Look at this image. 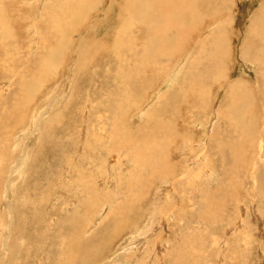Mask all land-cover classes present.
<instances>
[{"label":"rangeland","instance_id":"374dc122","mask_svg":"<svg viewBox=\"0 0 264 264\" xmlns=\"http://www.w3.org/2000/svg\"><path fill=\"white\" fill-rule=\"evenodd\" d=\"M206 1L207 15L220 7L216 23L226 20L222 22L225 30L222 32H228L231 40L223 44L230 46L220 56L213 44L203 50L202 40L201 45L198 43L192 48V54L201 56L204 67L212 68L213 64L224 61L229 73L227 79H220L211 88L204 73L191 68L193 63L198 66L197 61L181 60L184 63L182 72L179 71L181 76L174 78L172 86L160 94L148 112L150 115L141 116L144 118L140 120L133 113L144 106L139 86L143 84L142 76L137 70L131 75L121 73L120 68H129L133 63L130 61L127 66L115 55V50H126L127 42L123 39L127 37L126 29L118 9L127 0H104L96 11L90 8L89 1L90 10L82 15L93 14V19L86 22L88 28H82L74 36L71 49H66V45L74 29L71 13L76 0H68L66 6L63 0L42 3L41 0H0V264H264V185L261 191L250 192L243 160L234 161L228 155L231 142L235 139V143H241L244 139L241 129L245 122L257 119L261 126L264 121L261 113L264 81H257L262 86L256 84V71L259 74L264 71V36L260 32L262 28L258 35H252L249 24L252 14L264 12V4L263 0H253V3L252 0H219L214 7L213 0ZM102 16L104 23L97 27L99 34L94 38L88 31ZM203 19L209 22L208 16ZM209 27L203 30L207 31L206 37L215 34ZM134 33L141 44L156 31L143 29L141 34ZM61 39L65 42L61 43ZM81 43L82 49L85 46L88 51L79 65L75 60ZM59 44L65 50L59 52L62 56L59 53L53 56ZM250 47L256 55L249 52ZM49 55L53 60L46 66L45 58ZM60 57L66 63L58 72H53ZM3 65H9L11 71L3 70ZM147 73L151 79L155 77L153 67L149 66ZM163 80L155 83L159 85ZM188 81L194 90L195 82L207 84L210 95L201 98L193 91L179 95V85L184 82L186 86ZM219 85L222 89H218ZM54 88L56 91L43 106L33 105V100ZM200 99L205 102L202 107L197 104ZM240 100L247 109L243 107L239 109L242 112H237ZM216 109L222 110L218 124L212 120V110ZM37 110V122L33 124L31 120ZM227 112L234 115L232 120L226 119ZM191 120L195 124L187 125ZM205 125L206 131L202 128ZM232 127L235 132L238 129L236 133ZM128 128L132 130L130 137ZM174 128L181 132L192 129L196 133L194 141L205 142L208 146L205 157L215 171L212 175L207 171L206 178L212 184L216 180L222 182L226 187L223 192L219 194L212 189L213 194L208 195L206 188L197 185L191 187V193L183 194V185L172 190L170 181L155 176L152 165L141 167L132 163L136 142L143 146L148 140L152 142V136L153 142L163 146L165 152H172L171 162H180L181 166L185 159L178 148L180 142H170ZM126 140H130V147L123 146ZM241 148L236 149L241 151ZM243 148L250 151L251 143L248 141ZM198 150L199 147L196 155ZM193 156L194 153L190 155ZM127 158L130 159L123 161ZM20 166H23L22 178V173L18 176ZM254 168L256 172L263 171L259 163ZM224 171L231 172L233 180L227 179ZM109 173L113 175L110 177ZM233 190L242 198L240 203L232 200L230 191ZM160 198L163 202L158 203ZM171 203L175 205L172 220H163V216L153 213L159 205L164 209ZM232 221H242L238 225L245 226L246 232L233 228ZM232 229L233 233H226ZM222 239L227 242L225 250Z\"/></svg>","mask_w":264,"mask_h":264},{"label":"bare ground","instance_id":"6f19581e","mask_svg":"<svg viewBox=\"0 0 264 264\" xmlns=\"http://www.w3.org/2000/svg\"><path fill=\"white\" fill-rule=\"evenodd\" d=\"M30 1H32V0H30ZM63 1H64L65 6H66V4L68 3V0H63ZM89 1H90V3H89ZM103 1L104 0H76V7L74 8L73 12L71 13V15L74 16V26H73L74 29H71V32H70V35H69L70 37L67 40L66 49H71V46L74 43V36L77 35V34H80L82 28H85V29L88 28L87 25H85L86 22L89 21L91 18L93 19V14L90 15L89 17H85V16L82 15L83 12H86V11L90 10L88 8V3H89L90 8L91 9H95V11H96L101 6V4L103 3ZM213 1H214V7H216V4H219V2H218L219 0H213ZM42 2H43V0H41V3ZM46 2H47V0H46ZM210 2H211V0H210ZM230 2H229V4H230ZM207 3L208 2L206 0H127V2H125V5H121V8L118 9L119 10V16H122L123 17V27L126 29V33L125 34L127 35V37H124L123 36V39H125L124 42H127V44H126V50H124V51L115 50V55L120 58V62H124L127 66H129L128 63L130 61H132L131 63H133V65L132 66L130 65L129 68H126V69L120 68V72L121 73H126L128 75H131V74H133L137 70L139 72V74H141V76H142V79L141 80L143 82V84L140 83L139 86H140V88L142 87V97H140V98H141V102L144 103V106L141 109H136L135 112L133 113V115L134 114L135 115L134 116L132 115L133 117L141 120L145 116L150 115V113H148V112L152 108V105L154 103H156V100L159 99L160 94L161 93L164 94L165 93V89L168 90V88H170V86H172V83H173V79L174 78L176 79V78H178V76H181V72H182V69L184 67V63H181L180 62L181 60H184L185 59V60H189V61H193V62L194 61H197L198 62V66L197 65H194V63H193L192 66H191V68L193 70H195V69L197 70L198 69V70L202 71L204 73L205 77H206V80L209 81V83H207V84H209L211 88L214 86L213 83L219 81L220 79H222V80H226L227 79V76L226 75H227L228 72L226 73V69H225V67H226L225 64L226 63L224 61H220V62H217V63L213 64V67L212 68L210 66L209 67H204L202 65L203 62L201 61V56L199 54H196L195 52H194V54H192V52H193L192 48L194 46L196 47V45L198 43L200 44V42H202V40H203V43H202V46L201 47H203V50H205L209 46H212L211 44H213L214 47L216 49H218L220 56L230 46V44L229 45H224L223 44L225 41H227V40L230 41L231 40V39H229V36H227V33L228 32L225 33V34H223L224 32H222V30H224V26H223L222 22H224L226 20H223L221 23L219 22L220 24H217L216 23L217 22V16H218L217 14L221 11L220 7H216V9L210 10L209 11V14L207 15V8H208V7H206L207 6ZM252 3H253V0H252ZM263 4H264V0H263ZM223 5L224 4L222 3V6ZM226 5H225V7L228 9V7ZM59 7L63 8L64 6L59 5ZM107 9H109V8H107ZM263 9H264V6H263L262 10ZM112 10L115 11V7H113ZM259 10H261V9H259ZM40 11H39V14H40ZM57 13H58V11H57ZM187 15H189V17ZM103 16H102V18L98 19L95 22V24H93L92 27L90 28V30L88 31L90 33L92 32L94 38H96V36L99 34V28H97V27L100 26V25H102L104 23ZM207 16L209 18V22H207L208 19H206V20L203 19L204 17H207ZM227 20H229V19H227ZM230 20L232 21V18ZM229 23H231V22H229ZM55 24H57V23H55ZM249 24L251 26V34L252 35L257 34L260 31V28H262L260 32H261V35L264 36V12H261V13L256 12V13L252 14L250 16V18H249ZM208 25H210V27H209L210 30H214V32H212V33H215V34H213L212 36H207L206 37L207 31H206V33H204V31H205L204 29ZM63 27H65V25ZM59 28H60V26H59ZM143 29H146V30H148L150 32H155L156 31V33H151L146 38V40H145L144 43L139 44V38L138 37L137 38L135 37L136 35H135L134 31H138V34H141ZM105 32H106L105 34L107 35L108 34V31L105 30ZM158 33H159V36H158ZM65 34H68V33H65ZM239 35H240V33H239ZM223 36H225V38H226L225 40H224V37ZM60 38H62V37H60ZM212 39H213V41H212ZM62 40L63 39H61V43H62ZM120 41H121V39L119 41H116V45ZM78 47H79L78 58L75 60V64L82 65L83 64V62H82V56L84 54H86V52L88 51V48L84 46V49H82V43L79 44ZM260 49H262V48H260ZM63 50H65L64 47H63V45H60L59 44L58 47L56 48V51L54 50V53L52 55L54 56V54L59 53V52H61ZM249 52L251 54H254L255 51H252V48L250 47L249 48ZM95 53H97V52H95ZM128 53H130V54L127 55ZM211 53H213V52H211ZM219 54H218V56H219ZM59 55L62 56V53H59ZM124 55H127V57H129V58H127ZM254 55H256V54H254ZM239 58H241V57L239 56ZM52 60L53 59H51V55L47 56L45 58L46 66H50L51 63H52ZM207 61H209V60H207ZM211 61L212 60H210L209 62L212 63ZM172 62H174L175 64H174V66H172V68H170L169 65H172ZM65 63H66V60H64L63 58L60 57L57 60L56 65H54L55 68H54L53 72H55V71L58 72V70L60 68H63L64 67V64ZM6 64H7V62H6ZM257 64H259V63H257ZM205 65L207 66L209 64H205ZM149 66H151V67H153L155 69V77H153L152 79H151L150 75L147 73V68ZM1 68H2V66H1ZM180 68H182V69H180ZM2 69L5 70L6 72L11 71V69L9 68V65H3V68ZM192 69H190V70H192ZM180 70H181V72H179ZM163 72H165V75H163ZM256 73L258 74V77L256 78V84L258 85V83H257L258 80H259V82H260V80L261 81H264V71L262 70V73H260V74L257 71H256ZM228 75H229V73H228ZM160 79H162V80L164 79V80L161 81V84H159V85L156 84L155 81L156 80L157 81H160ZM175 79H174V81H176ZM67 80L70 81V78L67 79ZM145 82L148 83V85H146ZM127 84H130V83L128 82ZM207 84L206 85H201L200 83L198 84L197 82H195V83H193V87L196 88L194 90L192 88V85H191V83L189 81H188V85H186V86L184 85V82H183L181 85H179V87L177 89L178 90V94L179 95L180 94H185L186 95L187 93L193 91V92H195V94L201 96V98L208 97L210 95V90H209V86ZM44 85H46V84H44ZM54 85H55V83H54ZM260 85H261V83H260ZM260 85H258V87ZM56 87L58 88V86H56ZM126 87L128 88L129 86L127 85ZM220 87H221V85H219L218 89ZM206 89H207V91H206ZM221 89H222V87H221ZM128 90H129V88H128ZM259 90H260V88H259ZM55 91H56V89L54 88L53 91L48 90V91L43 92L41 94V96L38 97V99L32 101L34 103L33 105L34 106L35 105H40V107L43 106L50 99V96L49 95L52 94V92H55ZM218 92H220V91H218ZM218 92H216V95L217 96L219 94ZM44 94H45V96H44ZM186 97H184V98H186ZM255 99H257V98H255ZM259 100H258V102H259ZM67 101H69V99ZM4 103H5V101H4ZM204 103L200 99V103H197V104H199L202 107V105ZM229 103H231V102H229ZM237 103H238V105H237V112H239V111L242 112L243 110H239V109H243V107L244 108L247 107L246 104L241 103V100L239 102H237ZM260 103H263V102H260ZM6 104H4V105H6ZM250 104L251 103H248V105H250ZM194 106H196V105H194ZM231 106L233 107V105H231ZM88 107H89V105H88ZM191 107H190V109H191ZM83 108L85 109L86 107H83ZM234 109H236V108H234ZM252 109H254V108L252 107ZM22 112H24V111H22ZM38 112H39V110L35 111V117L31 120V122L33 124H35L37 122V119L36 118H37V113ZM248 112H251V111L248 110ZM261 113H262V116H263L262 120H264V104H262ZM25 114H27V113L25 112ZM246 114H247V112H246ZM252 114H254V113L252 112ZM21 115H22V113H21ZM141 116H144V117L141 118ZM190 116H191V114L188 115L189 118H190ZM225 116H226V119L227 120H232V117H234V115H232L231 113H228V112L226 113ZM250 116H251V113H250L249 117ZM25 117H27V116H25ZM221 117H222V110H219V109L212 110V120H214V121L216 120L215 122H217V124L220 123L219 121H220V118ZM206 119H209V118H206ZM24 121H25V119H24ZM50 121L51 120L48 119V124L49 125H51ZM237 121L239 122L238 119H237ZM206 122H207V120H206ZM257 122H258L257 119H255V120L254 119H250L249 121L245 122V127L242 128L243 130L241 129L242 133L244 134V136H243L244 139L242 138V135L243 134L238 136V137L241 136V138L243 139L241 141V143H238V142L235 143V139L231 142L230 140H228V138L225 137L226 140L229 141V144L232 143V145L229 146L230 147L229 148L230 150H228L229 151L228 155L230 157H232L234 161H239L240 162L241 160H243L242 167L246 168V171L248 172V174H246L247 176L245 174L244 175H245V179L246 178H249L248 180H249V183H250V185H249L250 186V192L251 191H255V192L256 191H261L262 189L260 187H262L264 185V184L261 185L262 179L264 177V146L262 145V141L264 140V130H263V128H264V121H263V123H262L261 126ZM190 124L191 125H194L195 124V121H192L191 120V122L189 124H187V125H190ZM207 124H209V123H207ZM233 126H234V124H233ZM235 127H236V124H235ZM202 128H205L204 131L207 130V126L206 125L203 126ZM232 128H234V127H232ZM230 129H231V127H230ZM237 130H236V132H237ZM113 131L114 130L112 129V132ZM234 132H235V128H234ZM131 133H132L131 128H128V137H130V134ZM44 134H45V132H44ZM195 136H196V133L192 129H188V131H185V132H181L180 130L177 131L176 128L173 129V134H172V137H171V141L170 142H172V143H177L178 141L180 142L178 148L180 149V152H182V154L181 153L180 154L185 159L184 160V163L181 166H179L180 162H176V163H172L171 162L170 157L172 156V152H170V151L165 152L163 150V148H162L163 146H160L159 144H156V143L153 142V138L154 137H152V136H150L152 138V142L148 140V142L146 141V143L143 146H140V144L138 142H136V144H137V151L135 153V156L134 157H131L132 158L131 159L132 160V163L134 162V163L137 164V166H141V167H143V166H148L149 167V165H152L153 166V171L155 172V176H157L158 178L162 179L163 181H170L171 182V189L172 190H175L177 188V186L183 185L185 187V188H182L183 189V191H182L183 194L185 192L186 193L187 192H190L189 190H191V187L197 186V185L203 186L204 188H206L207 189L206 192H207L208 195L209 194L210 195L213 194V192H211L212 189L213 190H216V193L223 192V190H225L224 188H226V187L223 184H221L222 182L220 183L219 180H216V182L212 184L213 181L211 179H209V178H206L207 171H209V173L211 175L215 171L211 167V165H209L210 164L209 158L207 159L205 157L206 156L205 153L208 150V146L207 145L205 146V144H204L205 142L204 143L203 142H199L197 144L194 141ZM15 138H17V137H15ZM221 138H223V137H221ZM215 139H218V138L215 137ZM221 140H223V139H221ZM217 141H214V143L217 142ZM228 141H226V142H228ZM248 141L251 143V146H252V149L250 151H248L247 149L243 148V145H245ZM37 142H39V141H37ZM166 142H168V141L166 140ZM12 144H13V142H12ZM119 144L122 145V143H120V142H119ZM223 144H228V143H223ZM27 146H29V145H27ZM123 146L130 147V140H126V143ZM223 146H225V145H223ZM164 147H166V146H164ZM198 147H199V150H198L199 153L196 155V151L195 150H197ZM237 147H242L241 148V151L240 150L238 151L236 149ZM247 148H249V147H247ZM144 149H146V151ZM167 149H169V148H167ZM216 149H217V147H216ZM222 149H223V147H222ZM213 151H215V150H213ZM221 152H223V151H221ZM177 153L175 152L174 154H177ZM193 153H194V156L193 157H190V155L193 154ZM28 154H29V152H28ZM25 156H27V155H25ZM176 156H177V159H178V155H176ZM2 157L6 158L7 155H4ZM223 157L224 156H222V158ZM128 159H130V158L124 159L123 161H125V160L128 161ZM27 160L29 161V159H27ZM250 162L253 164V168H251V169L248 166V164ZM257 163H259V166L262 167V169H263L262 172L261 171L256 172L257 169L255 170L254 167L256 166ZM23 165H24V163H23ZM219 165H220V163H219ZM249 165H251V164H249ZM113 167H115V166H113ZM119 168H120V166H119ZM127 168H128V166L126 168L122 169V170H126ZM73 169H71V170H73ZM118 169H115V170H117L119 172ZM259 169H261V168H259ZM20 170L21 171H19V169H18V176L22 173V175L20 177V178H22L23 177V174H24L23 173V166H20ZM239 170H241V168ZM108 171H110L109 168H108ZM224 173H225L227 179L233 180L232 175H231V172H227L226 173V171H224ZM239 174H241V173H239ZM110 175H113V173H109V176ZM202 176H204L207 180L205 181L202 178ZM237 177H238V175H237ZM234 179H236V178H234ZM235 181L237 182L239 180L236 179ZM68 182H70V181L68 180ZM229 190H230V188H229ZM161 191H164V190L161 189ZM203 192H202V195H204ZM15 193L17 194V191ZM226 194L229 195L227 193V191H226ZM230 195L233 198L232 200H235L237 203L238 202L240 203V201H242V198L240 197V195H239V193L237 191H235V190L230 191ZM22 196H24V195H22ZM55 197H56V194H55ZM167 197H168V194H166V196L164 197L165 200H167ZM17 198H18V194H17ZM161 202H163V199L162 198H160V200L158 201V203H161ZM155 205H156V203L154 201V206ZM164 206H165V204H164ZM174 207H175V205L172 204V203H171V205L168 208L165 207L166 209L165 208L162 209V206L159 205V207H157L156 212H153V213L156 214L157 216H163V220H165V219L172 220L173 219V212H172V210L174 209ZM10 211L13 212V207H10ZM163 211H164V213H163ZM203 212H202V214H203ZM158 213L160 215H158ZM239 220H242V219H239ZM238 221H235V222L232 221V223H230V225H232L233 228H235V226H236V229H238L240 232H244L245 231V226L238 225L239 223L242 224L243 222L242 221L238 222ZM165 224H166V222H165ZM229 232L233 233L234 232V229L227 230L226 231V233H229ZM245 234H247V233H244L245 238H247ZM210 243H212V242H210ZM226 243L227 242L224 239L222 241V244H223L222 245L223 246L222 249H224L225 246H227ZM185 245H186V243H185ZM226 249H227V247H226ZM14 253H15V250H14ZM87 263H89V262H87Z\"/></svg>","mask_w":264,"mask_h":264}]
</instances>
